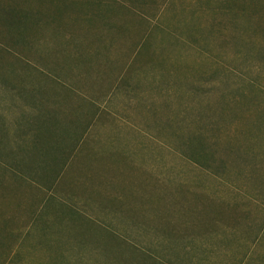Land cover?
Segmentation results:
<instances>
[{"label":"rangeland","instance_id":"1","mask_svg":"<svg viewBox=\"0 0 264 264\" xmlns=\"http://www.w3.org/2000/svg\"><path fill=\"white\" fill-rule=\"evenodd\" d=\"M105 150L182 180L140 215L181 241L144 251L264 264V0H0V264L137 263L52 201L53 156Z\"/></svg>","mask_w":264,"mask_h":264},{"label":"crops","instance_id":"2","mask_svg":"<svg viewBox=\"0 0 264 264\" xmlns=\"http://www.w3.org/2000/svg\"><path fill=\"white\" fill-rule=\"evenodd\" d=\"M53 161L65 163L61 175H67V187L51 193L52 201L60 204L56 208L57 213H62L60 218L81 221V241L100 244L107 236L111 240L109 244H119L122 248L126 244L136 264H166L137 244L181 241L172 230L174 223L150 224L140 216L146 217L147 210L158 201L170 198L178 188L182 190V180L172 176L169 154L135 156L105 150L87 155H57ZM58 178H52L55 182L51 191Z\"/></svg>","mask_w":264,"mask_h":264},{"label":"trees","instance_id":"3","mask_svg":"<svg viewBox=\"0 0 264 264\" xmlns=\"http://www.w3.org/2000/svg\"><path fill=\"white\" fill-rule=\"evenodd\" d=\"M193 155H195V154H193ZM192 159H193V160H195V161H197V159H196V158H193V157H192Z\"/></svg>","mask_w":264,"mask_h":264}]
</instances>
